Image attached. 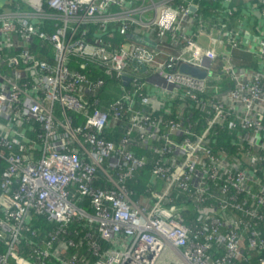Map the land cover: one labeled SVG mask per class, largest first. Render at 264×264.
Returning a JSON list of instances; mask_svg holds the SVG:
<instances>
[{"label":"built area","instance_id":"2783aa9c","mask_svg":"<svg viewBox=\"0 0 264 264\" xmlns=\"http://www.w3.org/2000/svg\"><path fill=\"white\" fill-rule=\"evenodd\" d=\"M205 1L230 4V23L234 0ZM253 1L264 20V0ZM196 6V0H0V264H159L166 249L177 258L173 264H235L245 240L262 252L264 264L255 228L264 223V73L239 70L231 52L220 57L188 34ZM242 27L238 20L227 29L232 49L241 46ZM253 50L264 65V34ZM184 63L207 76L181 72ZM92 69L122 87L106 109L89 97L105 84ZM216 74L231 86L212 94L208 78ZM151 83L176 89L184 107L203 110L204 130L182 117H155L169 109H155ZM125 122L119 144L105 136ZM228 125L236 134L232 155L218 152L212 136ZM136 148L152 159L137 156ZM169 152L182 161L165 160ZM148 163L151 187L162 184L149 206L133 200L125 184ZM209 183L221 184L220 192ZM175 189L204 208L203 225L186 226L166 206ZM217 198V206L209 202ZM229 207L252 220L226 215ZM37 219L50 229L43 233L38 224L37 230ZM226 225L234 228L222 233ZM213 246L223 256L211 255Z\"/></svg>","mask_w":264,"mask_h":264},{"label":"trees","instance_id":"16d2710c","mask_svg":"<svg viewBox=\"0 0 264 264\" xmlns=\"http://www.w3.org/2000/svg\"><path fill=\"white\" fill-rule=\"evenodd\" d=\"M219 8V6H217L216 4H212L209 3L205 0H200L198 3V10L196 12V14L198 16L201 17V19L203 21H208V18H206L205 16V11L206 13L211 16L212 18L215 17L218 19V15L213 14L214 10H217ZM238 11L235 14V22L238 21ZM224 22V20L222 21ZM196 24V22H195ZM229 27H227L228 29ZM224 32H227L225 29L223 30ZM115 38L117 40L118 43H122L123 41V37L120 35H115ZM236 61L239 62L240 58H243V55H241L240 53H236ZM52 56V54H50V57ZM234 58V56H233ZM249 61L250 64L249 66H256V60L251 62V57H249ZM77 64H75L76 66ZM93 73L97 76V77H101L105 80V84L102 88L98 89L96 92L92 93L89 97L90 99H95V98H99L101 100V106L103 109L107 108V105L111 102L116 101L118 98L121 97L123 90L122 87L120 85H118L117 83L114 82V80L109 79V75L106 74L104 71H100V70H96V69H92ZM142 71H138V72H134L135 76L138 78H142L144 79V74L141 73ZM123 86L126 87L127 90L130 89V84H125L123 83ZM147 94V92H146ZM173 105L176 107L177 105V101L179 103L180 100H178L177 98L173 97L171 98ZM136 100L139 101V96H136ZM182 104V103H181ZM139 106V105H138ZM140 109L143 110H150V107H144V106H139ZM92 108H89V111H91ZM176 112V108L171 109L169 112H165L164 109L160 110V111H155L153 112V115L155 117H157L159 120H162L164 122H169V121H180V116L178 114L175 113ZM190 113H192L190 115ZM203 110L201 109H196L193 106H190L186 108V110L184 111L182 117L186 120H190L189 123H185L186 125L188 124H193V129H197V132L200 133L201 131L204 130V128L206 127V122H205V116L203 117ZM84 123V120H81V124ZM165 125L164 123L162 124V126ZM129 126L128 122H125L123 125L122 124H115V125H111V127L108 129L107 133L105 134V136L111 140L114 141L116 144H119L120 140L123 137V132L127 129V127ZM240 128V127H239ZM167 130L162 127V133L166 132ZM235 132L233 131V128L229 125L226 126L224 128V130L222 129H217L216 132L212 133V136H214V140H215V149L219 152L221 149H227L228 150V154L232 155L231 152H234V148L231 147L232 141L235 139ZM172 140L175 141L176 143H182L183 141V137L179 136V135H173L171 136ZM163 146V145H162ZM237 151L234 152V154ZM134 153L137 156H145V154H147L146 150L143 148H136L134 150ZM179 156L177 154H173L172 152H169L168 154L165 155L164 159L171 161L173 160V163H175L176 161H178L177 159H180V161H182L181 159H183L182 157L178 158ZM152 163H148L145 167L142 168H138L135 172L133 177L130 180H127L125 182L126 187L128 189V191L131 193V197L133 200H135L136 202H140L143 205H151L153 203V198H152V191L156 190V189H160L162 187V184H156L153 187H151L152 184ZM208 188L211 192H216L219 193L220 189H221V184H216V183H209L208 184ZM220 198H223V196H220ZM227 198V197H226ZM172 203H167L166 206H170L173 205L175 207V209L177 210L178 214L181 216V221L186 225V226H190L192 228H196L199 227L201 225H203V222L201 220H199V217L201 215V213L203 212L204 208L202 206H196V204L193 201V198H191L189 196V194L187 192H183L180 189H175L172 192ZM221 199L217 198V199H213L210 200V203H213L215 206L218 205V201H220ZM81 205H83L84 208L89 209L88 205H87V200L82 201ZM225 214L228 216H232L235 217L237 219H241V218H245L246 220H252L251 216H248V218L246 217V212L244 211H240V210H235L232 207H229L226 211ZM39 220V219H37ZM40 224V226H44V228L42 229V232L44 233L45 231H48L50 229L49 225H46L45 222L40 219L39 222H36L35 224V228L38 230V225ZM41 227L39 229H41ZM84 227V226H83ZM234 226L232 227H228L227 225L225 227H223L221 229L222 233H226L227 231L233 229ZM256 231L259 233L260 237L259 240L264 242V223H258L257 225H255ZM239 230V232H241L242 235L245 236V238H249L252 234V230H247L244 227H238L237 228ZM102 244H104V246L108 247L109 245L107 244V242H105L104 240H101ZM244 250H243V258L241 260H238L235 262V264H260V258L262 256V252L260 250H258L257 248H251L249 247V244L247 243V240H245L244 242ZM211 255H213L215 258L219 257V256H223L224 249H221L217 246H213L212 249L210 250ZM13 262V261H12ZM11 262V263H12ZM14 264V263H12Z\"/></svg>","mask_w":264,"mask_h":264},{"label":"crops","instance_id":"0c3cea01","mask_svg":"<svg viewBox=\"0 0 264 264\" xmlns=\"http://www.w3.org/2000/svg\"><path fill=\"white\" fill-rule=\"evenodd\" d=\"M199 1L200 0H196V12L198 10ZM216 5L219 6V8L214 10L213 14L218 15V19L215 17L212 18L205 11V16L208 18V21H203L201 17L196 14V24L193 29L188 31V34L194 36V38L202 46H204V48L215 50L220 57H224V55L231 52L234 56L235 65L239 70L248 69L250 71L264 73V65L259 62L260 60L256 54V50L255 52L253 50L258 38L264 34V20L258 17L257 6L255 5V2L253 0H234L233 7L235 9V14L238 11L239 15L237 19L240 21V24L243 25L242 38L240 39L241 46L237 49H232L230 47V40L226 36L227 33L223 31L224 29L227 31V27H229V25L236 24V22H234L235 15L230 19V23L227 18L229 16H227L226 10L230 8L231 5L222 2H219ZM223 20L224 22H222ZM138 41L142 42V40L139 39ZM148 45L153 47L154 43H150ZM177 49L179 50L180 47ZM236 53L243 55V58H240L239 62L235 59ZM249 57H251V62L256 60V66H249ZM225 78L226 77L224 74H216L215 77L208 78V92L211 91L212 94H218L228 90L231 86V83ZM219 79H221V82L218 86H216V81ZM172 90L173 91L170 92L169 90H164L161 87V83L158 85L154 83L150 84V95L153 94L155 100L159 102V104H155V109L161 107V104L163 107L165 106V108L169 109V111L173 108H176L175 113L181 117L187 107H184L183 104L179 103L178 101L176 107L173 105L171 98L174 97L172 93L176 89ZM145 156L150 160L152 159V155L149 153L145 154ZM176 260L177 258L174 257V262Z\"/></svg>","mask_w":264,"mask_h":264},{"label":"water","instance_id":"95a60500","mask_svg":"<svg viewBox=\"0 0 264 264\" xmlns=\"http://www.w3.org/2000/svg\"><path fill=\"white\" fill-rule=\"evenodd\" d=\"M192 10H195V8H192ZM180 71L181 72H185L188 73L194 77H198V78H205L207 76V72L206 71H201L200 69H198L195 66H191L188 64H182L180 67ZM125 79V84H127V82L129 81L128 78H124Z\"/></svg>","mask_w":264,"mask_h":264},{"label":"rangeland","instance_id":"374dc122","mask_svg":"<svg viewBox=\"0 0 264 264\" xmlns=\"http://www.w3.org/2000/svg\"><path fill=\"white\" fill-rule=\"evenodd\" d=\"M120 240H118L117 244H112L113 248H119ZM174 255L171 251L166 249L159 261V264H173L174 262Z\"/></svg>","mask_w":264,"mask_h":264}]
</instances>
